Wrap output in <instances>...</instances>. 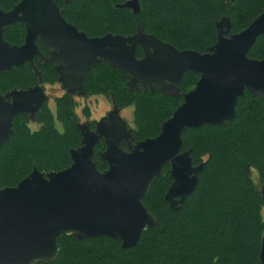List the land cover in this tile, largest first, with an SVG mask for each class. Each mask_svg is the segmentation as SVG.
Here are the masks:
<instances>
[{
	"label": "water",
	"instance_id": "1",
	"mask_svg": "<svg viewBox=\"0 0 264 264\" xmlns=\"http://www.w3.org/2000/svg\"><path fill=\"white\" fill-rule=\"evenodd\" d=\"M58 1L20 0L7 12L0 7V74L29 63L39 76L33 87L0 92V149L13 137L17 116L33 123L49 102L34 66L36 58L52 64L61 89L78 97L85 96L84 81L91 71L103 64L129 79L131 93L147 89L178 98L187 73L197 74L199 80L182 95L183 103L161 125L159 136L136 142L133 129L114 105L94 130L90 124H78L81 143L70 150L72 164L66 169L43 174L33 167L16 186L0 184V264L53 262L60 255L58 240L65 233L78 241L107 237L120 242L124 250L136 247L145 230L156 226L144 200L166 166L172 184L165 201L171 210H179L198 186L205 164L194 166L191 150L183 151V133L232 122L238 99L246 92L264 99V60L248 56L264 35V12L238 34L231 33L230 19L222 18L216 23V44L198 53L177 50L147 34L143 22L133 35L89 37L65 19ZM120 7L135 15L141 12L139 0ZM18 23L26 31L21 46L4 38L6 29ZM38 42L49 49L46 57ZM102 140L106 148L99 158L108 165L104 172L95 161ZM260 193L264 199V184ZM260 261L264 264V237Z\"/></svg>",
	"mask_w": 264,
	"mask_h": 264
},
{
	"label": "trees",
	"instance_id": "2",
	"mask_svg": "<svg viewBox=\"0 0 264 264\" xmlns=\"http://www.w3.org/2000/svg\"><path fill=\"white\" fill-rule=\"evenodd\" d=\"M20 0H2L0 7L10 11ZM129 0H73L61 2L65 19L89 37L107 33L123 36L136 33L144 23L147 34L156 36L177 50L204 53L217 42L216 23L227 17L231 33L244 31L264 12V0H139L141 12L120 8ZM25 28L15 24L4 38L21 46ZM46 57L49 49L38 42ZM141 48L137 56L142 57ZM249 58L264 60V35L248 53ZM34 60L44 85L58 84L52 64ZM128 78L107 64L95 67L84 81L87 97L104 95L119 109L132 108L133 138L136 142L159 136L161 125L183 103L182 95L194 89L199 80L187 73L180 86V97L170 98L142 89L131 93ZM39 81L35 69L27 63L0 74V92L27 89ZM77 104L66 93L55 98L35 116V122L19 115L14 119L13 137L0 149V184L16 186L33 167L43 173L57 172L72 164L70 150L81 143L77 128L80 116ZM89 118L90 110L82 109ZM237 117L222 126H203L183 133V151L191 150L194 166L204 163L198 186L173 211L165 201L172 184L166 166L154 181L144 205L156 218L154 228L143 233L138 245L124 250L121 243L107 237L78 241L71 233L58 240L60 255L50 263L37 264H262L260 251L264 237V199L252 172L264 184V99L246 92L238 99ZM61 125L62 130L58 128ZM35 125L37 129H33ZM126 148V143L122 144ZM102 140L96 148L97 169L104 172L107 163L99 158L105 151Z\"/></svg>",
	"mask_w": 264,
	"mask_h": 264
},
{
	"label": "rangeland",
	"instance_id": "3",
	"mask_svg": "<svg viewBox=\"0 0 264 264\" xmlns=\"http://www.w3.org/2000/svg\"><path fill=\"white\" fill-rule=\"evenodd\" d=\"M46 93L49 96V106L54 107L55 98L58 96H61L63 93V90L61 89V85L57 84L55 86H46L45 85ZM78 102V106L76 108L77 114L80 116V121L82 123L86 121H99L100 118L104 117L108 112L112 109V100L104 95H96V96H90L86 97L83 100L76 99ZM88 106L90 110V116L89 118H86L83 116L82 109L84 107ZM121 116L122 118L128 123L129 127L134 129V117H133V109L132 108H124L121 110ZM86 118V119H85ZM33 129H37L35 125H32ZM58 128L62 130V127L60 124H58ZM252 177L254 182L257 184L258 188H261V184L258 181V173L257 171L252 172Z\"/></svg>",
	"mask_w": 264,
	"mask_h": 264
},
{
	"label": "flooded vegetation",
	"instance_id": "4",
	"mask_svg": "<svg viewBox=\"0 0 264 264\" xmlns=\"http://www.w3.org/2000/svg\"><path fill=\"white\" fill-rule=\"evenodd\" d=\"M61 2L65 3L63 0H59V1H58V6H59V8H60V5H61V4H60ZM65 4H66V3H65ZM60 9H61V8H60ZM63 93H66V92L63 91ZM66 94H67V93H66ZM70 96H71V95H70ZM71 97L74 99L75 103H76L77 106H78L79 104H78V102H77L76 99H81V100H83V99L86 98L87 96H86V94H85V96H83V97H78V96H76V95H75V96H71ZM47 104H48V103H47ZM112 104H113V106H114V103H113V102H112ZM113 106H112V108H113ZM107 114H108V113H107ZM107 114H106V115H107ZM106 115H105V116H106ZM105 116H104V117H105ZM86 118H87V117H86ZM86 118H85V119H86ZM102 118H103V117H102ZM100 119H101V118H100ZM80 120H81V119H80ZM80 120H79V123H78V124H90L92 130L95 129V125H96V123L98 122V121H86V122L82 123ZM77 126H78V125H77ZM122 144H123V143H122Z\"/></svg>",
	"mask_w": 264,
	"mask_h": 264
},
{
	"label": "bare ground",
	"instance_id": "5",
	"mask_svg": "<svg viewBox=\"0 0 264 264\" xmlns=\"http://www.w3.org/2000/svg\"><path fill=\"white\" fill-rule=\"evenodd\" d=\"M121 8V7H120Z\"/></svg>",
	"mask_w": 264,
	"mask_h": 264
}]
</instances>
